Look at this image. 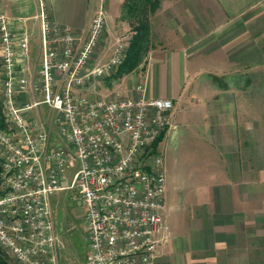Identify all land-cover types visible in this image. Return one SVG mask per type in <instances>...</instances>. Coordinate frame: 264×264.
<instances>
[{
  "label": "built area",
  "instance_id": "2783aa9c",
  "mask_svg": "<svg viewBox=\"0 0 264 264\" xmlns=\"http://www.w3.org/2000/svg\"><path fill=\"white\" fill-rule=\"evenodd\" d=\"M36 18L40 63L31 75L24 20L0 12V250L14 264H59L50 198L69 191L85 209L87 264H153L165 204L153 145L170 129L173 103L148 99L141 81L134 97L81 91L115 74L131 37L110 59L94 58L106 27L101 5L83 39L57 27L42 3ZM41 108L52 125L32 116Z\"/></svg>",
  "mask_w": 264,
  "mask_h": 264
},
{
  "label": "crops",
  "instance_id": "0c3cea01",
  "mask_svg": "<svg viewBox=\"0 0 264 264\" xmlns=\"http://www.w3.org/2000/svg\"><path fill=\"white\" fill-rule=\"evenodd\" d=\"M96 1L0 0L2 14L24 20L31 75L40 63L36 18L40 4L57 27L83 39ZM123 2L105 0L107 17L114 21L119 18ZM158 2L149 17L148 62L143 71L131 72L116 87L124 96L134 97L139 82L129 86L124 85V79L136 76L144 84L148 99L166 98L173 103L170 129L158 145L164 161L165 204L153 264H248L250 189L238 131V121L243 119L239 110L248 104L243 96L246 91L202 79H227L238 66L246 67V71L264 67V0ZM113 32L107 23L94 53L96 60L113 56L119 39ZM96 84L81 91L94 89ZM28 98L20 95L18 101ZM115 99L119 98L110 100ZM32 114L52 125L48 109ZM194 149L197 167L191 162ZM192 182L196 185H189Z\"/></svg>",
  "mask_w": 264,
  "mask_h": 264
},
{
  "label": "rangeland",
  "instance_id": "374dc122",
  "mask_svg": "<svg viewBox=\"0 0 264 264\" xmlns=\"http://www.w3.org/2000/svg\"><path fill=\"white\" fill-rule=\"evenodd\" d=\"M100 5L105 13V24L108 23L113 27L114 37L120 39L131 35L128 23L122 20L121 11L119 18L114 21L112 18L107 17L105 0L96 1V10ZM202 17L204 18V16ZM203 21L205 22L204 19ZM123 22L125 24H122ZM119 39H117V42ZM147 62L148 56L146 53L142 57L136 72L143 71L142 67L144 68ZM245 69L246 67H235L231 76L227 79L206 78L202 81L219 87L225 86L227 83L233 88L246 91L243 96L247 97L248 104L247 107L245 106L239 110L243 113V119L240 122L238 121V131L241 137L240 148L244 151L242 155L244 176L248 177L250 189L249 222L246 230L249 235L247 242L248 264H264V67L257 71H246ZM129 78L124 79V82L126 81L124 85L135 86L141 81L136 76ZM122 79L115 81L112 76H105L97 81L94 89L89 88L86 90L90 92V96L93 98H123L124 94H121L120 87L116 89L117 86L123 84ZM114 89L116 92L113 94L112 90ZM87 91L84 92L87 93ZM193 154L191 162H195L194 166L197 167L198 155L196 150ZM189 168L191 169V167ZM189 185L196 184L192 182ZM71 197H74L71 192L64 191L50 198L57 237L58 261L59 264H87V242L83 224L85 209L77 200H72ZM2 257L6 262L13 263L6 254Z\"/></svg>",
  "mask_w": 264,
  "mask_h": 264
},
{
  "label": "trees",
  "instance_id": "16d2710c",
  "mask_svg": "<svg viewBox=\"0 0 264 264\" xmlns=\"http://www.w3.org/2000/svg\"><path fill=\"white\" fill-rule=\"evenodd\" d=\"M158 4V0H124L121 6L122 20L128 23L131 37L125 58L115 74L112 75L113 80L118 81L135 71L141 63L142 57L151 47L149 17L157 10ZM2 127L3 115L0 104V128ZM163 138L164 136H161L156 140L153 147H157ZM2 256H5V253L0 250V264H11L6 262Z\"/></svg>",
  "mask_w": 264,
  "mask_h": 264
}]
</instances>
